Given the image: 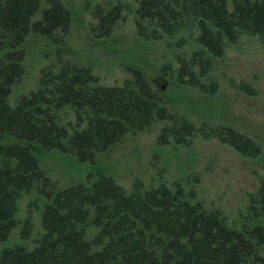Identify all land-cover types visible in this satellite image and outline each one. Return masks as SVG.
Listing matches in <instances>:
<instances>
[{
    "label": "trees",
    "instance_id": "16d2710c",
    "mask_svg": "<svg viewBox=\"0 0 264 264\" xmlns=\"http://www.w3.org/2000/svg\"><path fill=\"white\" fill-rule=\"evenodd\" d=\"M86 9L97 38L112 36L133 9L141 38H167L173 48L172 40L182 36L176 46L184 50L174 52L162 72L210 95L219 91L214 62L229 46L256 36L264 50V0H89ZM72 20L63 0H0V245L18 225L24 192L36 190L46 201L44 232L35 246L3 247L0 264H264V176L250 194L248 220L238 227L223 211L193 202L195 191L182 182L149 188L137 182L128 193L112 176L98 174L62 188L42 169L35 146L94 163L99 152L156 119L171 122L162 128L160 144L187 145L200 136L218 138L246 156L261 153L258 142L231 126H197L172 112L142 69L131 67L132 78L122 85H104L91 66L61 50L42 69L39 87L11 104L13 88L26 73L27 37L33 33L66 46ZM66 107L77 117L74 130L60 120ZM88 224L99 229L92 238ZM33 229L28 216L22 237Z\"/></svg>",
    "mask_w": 264,
    "mask_h": 264
},
{
    "label": "rangeland",
    "instance_id": "374dc122",
    "mask_svg": "<svg viewBox=\"0 0 264 264\" xmlns=\"http://www.w3.org/2000/svg\"><path fill=\"white\" fill-rule=\"evenodd\" d=\"M72 13V27L66 46L30 34L23 48L26 50V73L13 88L10 102L39 87L42 69L56 60L61 50L81 66H91L104 85H122L132 78L131 67L142 69L151 86L165 97L172 112L187 116L197 126L209 121L214 125H228L246 134L261 146L256 157L238 152L229 143L218 138L190 137V144L168 142L160 144L158 137L170 121L154 120L141 131H131L123 139L97 154L96 161L80 162L75 156L61 150L43 151L35 146L41 167L56 180L59 187L78 182L93 181L98 174L112 176L130 193L135 183L146 187L165 183L174 186L182 182L186 189L195 191L193 202L201 201L208 209L223 211L238 227L248 220L250 194L257 192L264 176V50L255 36H243L239 43L229 46L224 56L215 60L212 78L218 80L215 95L174 83L162 72L163 63L173 57L180 40L173 39V48L164 40H147L138 35L135 9L118 24L112 36L97 38L91 31L95 20L86 9L89 0H63ZM42 7H46L43 1ZM39 17V13L36 18ZM194 44L186 46L189 50ZM248 85V90L240 88ZM63 124L73 125L77 117L66 107L59 111ZM93 177L92 179L89 177ZM45 199L36 190L24 192L18 200V225L10 238L0 245L22 243L29 248L44 232L42 213ZM31 213V214H30ZM32 217L34 229L30 237H22L24 221ZM88 237L99 229L87 225ZM264 249V248H263Z\"/></svg>",
    "mask_w": 264,
    "mask_h": 264
}]
</instances>
